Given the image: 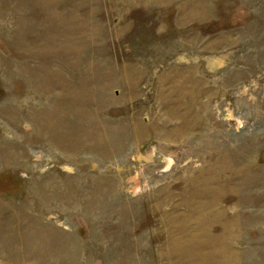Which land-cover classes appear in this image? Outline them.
Segmentation results:
<instances>
[{
	"label": "rangeland",
	"instance_id": "rangeland-1",
	"mask_svg": "<svg viewBox=\"0 0 264 264\" xmlns=\"http://www.w3.org/2000/svg\"><path fill=\"white\" fill-rule=\"evenodd\" d=\"M0 264H264V0H0Z\"/></svg>",
	"mask_w": 264,
	"mask_h": 264
}]
</instances>
